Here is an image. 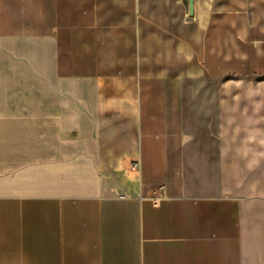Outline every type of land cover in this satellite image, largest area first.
<instances>
[{
	"label": "crops",
	"instance_id": "0c3cea01",
	"mask_svg": "<svg viewBox=\"0 0 264 264\" xmlns=\"http://www.w3.org/2000/svg\"><path fill=\"white\" fill-rule=\"evenodd\" d=\"M0 264H264V0H0Z\"/></svg>",
	"mask_w": 264,
	"mask_h": 264
},
{
	"label": "built area",
	"instance_id": "2783aa9c",
	"mask_svg": "<svg viewBox=\"0 0 264 264\" xmlns=\"http://www.w3.org/2000/svg\"><path fill=\"white\" fill-rule=\"evenodd\" d=\"M138 167H139V165H138V164H135L134 167H133V170H137ZM160 191L162 192V196L159 197L158 200L161 199V198H164V197H165V194H164L165 187H164V186H161V187H160Z\"/></svg>",
	"mask_w": 264,
	"mask_h": 264
},
{
	"label": "water",
	"instance_id": "95a60500",
	"mask_svg": "<svg viewBox=\"0 0 264 264\" xmlns=\"http://www.w3.org/2000/svg\"><path fill=\"white\" fill-rule=\"evenodd\" d=\"M190 9H191V12L193 11V0H190Z\"/></svg>",
	"mask_w": 264,
	"mask_h": 264
}]
</instances>
